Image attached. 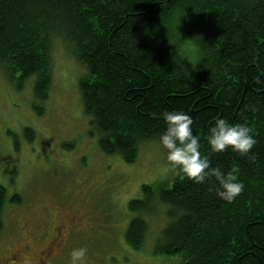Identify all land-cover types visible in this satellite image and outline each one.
Wrapping results in <instances>:
<instances>
[{"label":"trees","instance_id":"1","mask_svg":"<svg viewBox=\"0 0 264 264\" xmlns=\"http://www.w3.org/2000/svg\"><path fill=\"white\" fill-rule=\"evenodd\" d=\"M54 36L86 68L79 90L102 152L134 163L140 145L165 130L162 113L182 111L211 166L236 168L244 184L233 202L216 196L214 178L196 184L179 171L157 191L143 185L145 196L129 202L138 215L127 243L142 249L144 213L155 199L170 217L157 255L180 256L182 264H264V0H0V65L19 73V89L34 76L42 102ZM217 118L246 125L257 141L251 152L213 153L207 135ZM6 200L0 185V231ZM11 202L22 204L19 195Z\"/></svg>","mask_w":264,"mask_h":264},{"label":"rangeland","instance_id":"2","mask_svg":"<svg viewBox=\"0 0 264 264\" xmlns=\"http://www.w3.org/2000/svg\"><path fill=\"white\" fill-rule=\"evenodd\" d=\"M72 47L54 36L52 84L43 102L33 92L34 76L19 89V73L14 77L0 65V185L7 189L0 260L28 243L32 248L24 260L32 262L57 237L51 243L59 246L61 264H69L71 250L78 247L87 249V264H182L180 256L155 253L170 222L168 208L158 200L152 199L144 213L148 227L142 249L127 243L126 230L138 215L129 202L145 196V184L156 191L170 184L178 170L168 165L159 140L140 145L134 163L102 152L79 90L87 71ZM14 195L22 204H12ZM39 224L49 235L43 242L31 236Z\"/></svg>","mask_w":264,"mask_h":264},{"label":"clouds","instance_id":"3","mask_svg":"<svg viewBox=\"0 0 264 264\" xmlns=\"http://www.w3.org/2000/svg\"><path fill=\"white\" fill-rule=\"evenodd\" d=\"M162 117L166 124L159 136V144L166 152V161L173 170L186 176L196 184L214 178L219 187L216 196L224 201L233 202L244 190V184L238 180L237 169L225 172L213 167L206 155L201 153V142L193 133L192 118L182 111H164ZM207 142L213 153L231 150L239 156H246L257 141L251 130L241 123H229L217 118L208 130ZM87 249L73 248L69 264H87Z\"/></svg>","mask_w":264,"mask_h":264},{"label":"flooded vegetation","instance_id":"4","mask_svg":"<svg viewBox=\"0 0 264 264\" xmlns=\"http://www.w3.org/2000/svg\"><path fill=\"white\" fill-rule=\"evenodd\" d=\"M68 221L66 220V223L62 224V227L66 226ZM68 224H72V220ZM27 234H29V232H27ZM31 236L34 239H38L40 242H43L42 240H47L49 236L47 227L45 225L41 226V224H39L38 228H34V233ZM55 239H57V237H54L51 240L47 241L46 246H44L45 248L35 256V259L32 262L30 260H24L25 257L23 254L27 252V250H29L30 252V249L32 248L31 245L26 243L23 244L22 247H19L16 251H13L10 257L1 259L0 264H61V257H63L62 254L60 252L55 253L56 250L59 249V246H57L56 243H51ZM50 243L51 247L49 248L48 245ZM65 251L66 249H64V253Z\"/></svg>","mask_w":264,"mask_h":264}]
</instances>
